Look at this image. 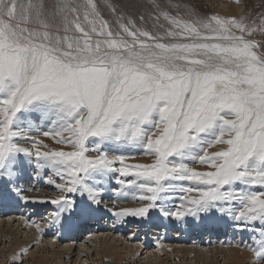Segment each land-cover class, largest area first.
<instances>
[{"label": "snow or ice", "instance_id": "obj_1", "mask_svg": "<svg viewBox=\"0 0 264 264\" xmlns=\"http://www.w3.org/2000/svg\"><path fill=\"white\" fill-rule=\"evenodd\" d=\"M105 6L114 21L97 0H0V201L55 205L47 226L69 230L106 213H218L254 234L249 264H264V13L151 0L152 31ZM134 151L150 162L129 163ZM33 181L58 194L29 195Z\"/></svg>", "mask_w": 264, "mask_h": 264}, {"label": "rangeland", "instance_id": "obj_2", "mask_svg": "<svg viewBox=\"0 0 264 264\" xmlns=\"http://www.w3.org/2000/svg\"><path fill=\"white\" fill-rule=\"evenodd\" d=\"M20 2L26 3L27 0H20ZM111 2L117 6L118 11L126 15L138 18L140 14H143L147 22L141 23L140 26L156 31V29L152 28V20L148 18L151 11V0H111ZM158 2L163 6L167 5L169 0H158ZM172 2L181 3L200 14L215 13L224 17L264 13V0H239V3L237 0H172ZM97 3L104 17L109 19L110 22L114 21V17L105 6V0H97ZM254 38L258 41H264V34L257 33ZM218 147L220 146L210 148L209 151H215ZM129 155L134 157V159L128 161L129 163H145L150 162L151 159L135 151L129 153ZM195 166L204 170L203 166ZM33 184L40 189L38 193H35L36 195L54 197L58 194L57 190L43 181H33ZM186 184L190 186L188 183ZM23 186L27 187L28 185L24 184ZM33 194L30 193L29 195ZM108 195L112 196L118 209L139 206L137 201L130 199L124 202L119 200L114 193H109ZM180 195L179 192L175 193L171 203L178 205L180 203ZM105 198L107 199V196ZM55 208L56 206L50 203H29L25 205L23 202L16 204L0 201V264H50L42 262L47 255V258L56 257V260L51 262V264H115V262H118L119 255L108 258L109 260H101L100 255L97 254V250H100L99 247L101 248V246L99 241H94L95 236H100L102 241L106 240L108 243H113V239H118V243H116L117 250L120 249L119 251L121 252L118 254H122V256L120 255L122 260L119 262L120 264H151L145 263L147 260H150L152 264H159L161 259L165 257L168 259L165 264H196L193 254H187L184 258L181 255L179 257H171L169 252L163 253L164 250L160 249L164 244L167 245L169 250L181 245H186V247L190 248L194 247L195 249L226 248L230 246L232 248L236 247L238 250L242 249L241 251H247V254L250 252L248 247L254 246L251 238L254 234L250 230L238 227L235 221L230 220L226 224L218 220L216 218L219 215L218 213L216 216L209 213L203 219L201 217L186 216L180 220L172 217L169 218L171 219L169 221L157 209H153L145 217L129 216L122 218L120 222H115V217L110 213H106L103 216L95 217L97 218L95 224L89 223V220L79 223L69 230L58 226H47L51 223L52 213ZM29 209H32L31 212ZM203 215L201 214V216ZM20 216L29 218L30 222L41 224L45 229L44 234L42 236L38 234L34 227H31V229L28 226V228L25 221H23L25 218L22 220ZM17 220L20 221L18 222ZM256 224L259 226V222H256ZM24 242L26 243L25 245L23 244L24 248H20V243ZM50 242L54 243L53 247L49 246ZM136 246L140 247H137L138 251L135 250ZM66 247L69 253L64 250L67 249ZM23 249L27 250L24 252ZM59 249L63 251L60 256L58 255ZM133 251L138 253H132ZM213 251L216 250L214 249ZM249 254L251 258L252 254ZM210 255L213 258L208 260V262L206 261L205 264H213V262L216 264L226 263L221 259L222 255L219 252L215 255L212 252L207 253L208 258L211 257ZM14 256L16 257L15 260H13ZM38 258H41V261ZM245 262L249 264L247 260ZM197 264H202V262Z\"/></svg>", "mask_w": 264, "mask_h": 264}, {"label": "bare ground", "instance_id": "obj_3", "mask_svg": "<svg viewBox=\"0 0 264 264\" xmlns=\"http://www.w3.org/2000/svg\"><path fill=\"white\" fill-rule=\"evenodd\" d=\"M186 186H187V184H186ZM37 187V186H36ZM42 193H44V192H42ZM28 194H30V193H28ZM33 195H36L35 193L33 194ZM45 196V195H44ZM133 202V201H132ZM111 203V202H110ZM35 204H37V203H35ZM123 204V203H122ZM134 205H135V203H134ZM110 206H113L115 209H117L118 210V208H116L117 207V205L116 204H114V205H111L110 204ZM120 206V205H119ZM31 210L32 209H29V211L31 212ZM33 211H35V210H33ZM109 214V213H108ZM111 214V213H110ZM10 215V214H9ZM21 217V216H20ZM16 218V217H15ZM19 218V217H18ZM22 218V217H21ZM23 218H25L24 216H23ZM23 218H22V220H23ZM17 219V218H16ZM97 218H94V219H92V220H90L89 221V223H93V224H95L96 222H95V220H96ZM169 221H171V219H169V218H167ZM8 220H9V218H8ZM21 220V219H20ZM19 220V221H20ZM7 221V220H6ZM18 221V220H17ZM18 221V222H19ZM23 221H25V220H23ZM93 221V222H92ZM11 222V221H10ZM7 223H9V222H7ZM24 224V223H23ZM20 226H22V225H20ZM28 227V226H27ZM29 228V227H28ZM31 228V227H30ZM33 228V227H32ZM31 228V229H32ZM203 228V227H202ZM212 228V227H211ZM202 230V229H201ZM29 231V230H28ZM30 232H31V230H30ZM28 234V233H27ZM37 234V233H36ZM39 234V233H38ZM108 234V233H107ZM63 235V234H62ZM175 235V234H174ZM95 236V235H94ZM105 239V238H104ZM117 239V238H116ZM92 240V239H91ZM118 240V239H117ZM117 240H114L113 239V243H115V244H113V243H108L106 240L105 241H102L101 240V237L100 236H95L94 237V241L96 242H100L99 244H100V246H101V248L99 247V249L100 250H97V254L98 255H100V257H101V260L102 261H105L106 259L107 260H109L108 258H111V257H114V256H116V255H119V258H118V262H115V264H118L120 261H122L121 260V256H122V254H118V253H121L119 250H117V244L116 243H118L117 242ZM235 241V240H234ZM21 242V241H20ZM92 242H93V240H92ZM112 242V241H111ZM26 244L25 242L24 243H20V248H24V245ZM94 244V243H93ZM98 244V243H97ZM19 245V244H18ZM22 245H23V247H22ZM47 245V244H46ZM49 245V244H48ZM59 245V244H58ZM50 247H53L54 246V243L53 242H50V245H49ZM95 246V245H94ZM119 246V245H118ZM58 247V246H57ZM60 247H62V248H65L64 246H60ZM137 247H139V246H136V248H135V250H139ZM172 247V246H171ZM67 248V247H66ZM126 248V247H125ZM140 248V247H139ZM194 248V247H193ZM192 247L190 248V247H186V245H181V246H179V247H173V248H171V250H169V248L167 247V245H165L164 244V246H162L161 247V249L160 250H164V252L163 253H170L169 254V256H171V257H175V256H178L179 257V255H181V257H184L185 258V256H187V254H193L194 256V262L197 264L198 262H202V264H205L206 263V261L208 262V260H211L212 258H213V254L212 255H210L211 257H207V253H209V252H212V253H214V255L216 254V253H218L219 252V254H221L222 255V257H221V259L223 260V261H225L226 263L225 264H244V263H246L245 262V260H247V262H250L249 261V259L251 260V258H250V254L249 253H251V252H248V254H247V251H241V250H238L236 247L235 248H232V247H226V248H214L216 251H213L214 249H212V248H210V249H193ZM200 248V247H199ZM240 249V248H239ZM19 250H21V249H19ZM24 250V252L27 250V249H23ZM60 250V249H59ZM66 252H67V250H68V248L67 249H64ZM22 251V250H21ZM88 251V250H87ZM122 251V250H121ZM129 251V250H128ZM137 251H133L132 253H135V252H137ZM166 251V252H165ZM241 251V252H240ZM46 252V251H45ZM61 252H63V251H59L58 252V255L60 256L61 255ZM149 252V251H148ZM35 253V252H34ZM65 253V252H64ZM67 253H69V252H67ZM138 253V252H137ZM147 253V252H146ZM252 254V253H251ZM46 255V254H45ZM53 255V254H52ZM62 255H66V254H62ZM68 255V254H67ZM121 255V256H120ZM134 255V254H133ZM17 256V255H16ZM48 256V255H47ZM47 256L45 257V259L42 261L43 263H46V262H48V263H50L51 264V262H53L54 260H56V257H48L47 258ZM151 256V255H150ZM220 256V255H219ZM131 257V256H130ZM147 257V256H146ZM168 257V256H167ZM170 257V258H171ZM191 257H192V255H191ZM215 258H216V256H214ZM37 258V257H36ZM35 258V259H36ZM148 258V257H147ZM169 258V259H170ZM39 259V261H41V258H38ZM37 259V260H38ZM131 259H132V257H131ZM156 261V260H155ZM168 261V259H166V257L165 258H162L161 259V261H160V263L159 264H165L166 262ZM217 261V260H216ZM210 262V261H209ZM145 263H151L152 264V262H150V260H147V262H145ZM193 263V262H192ZM120 264V263H119ZM143 264V263H142ZM194 264V263H193ZM213 264H216V263H214L213 262ZM247 264V263H246Z\"/></svg>", "mask_w": 264, "mask_h": 264}]
</instances>
